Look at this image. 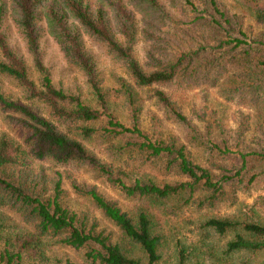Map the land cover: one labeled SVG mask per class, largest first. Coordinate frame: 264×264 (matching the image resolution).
<instances>
[{"label":"trees","instance_id":"1","mask_svg":"<svg viewBox=\"0 0 264 264\" xmlns=\"http://www.w3.org/2000/svg\"><path fill=\"white\" fill-rule=\"evenodd\" d=\"M163 1L170 5L176 2L10 0L8 5L0 0V76L15 80L29 99L42 102L48 109V115L43 116L25 104L8 99L0 89V109L19 114V121L28 131L23 144L0 134V209L13 211L31 226V229L18 231L0 222V264H49L47 253L54 243L83 251V264H159L162 235L157 231L160 219L152 210H162L168 203L175 208L189 202L196 203L198 208L233 203L237 192L248 191L254 183L264 180V150L240 149L224 155L228 149L194 130L177 103L163 89L172 85L189 88L214 82L230 68L237 70L239 77L261 79L264 0H235L242 12H231L226 0H197L201 9L194 1L186 0L195 11L189 26H178ZM8 12L26 39L33 67L39 75V85L30 76L24 59L8 46L1 30ZM241 13L250 15L252 26L259 28L251 38L253 44L245 41L247 34L242 30ZM38 14L44 16L48 33L60 44L69 62L86 75L99 108L52 84L38 50ZM81 31L102 42L111 54L124 62L136 87L151 88L150 96L163 106L166 118L182 123L187 129L186 141L202 147L207 153L205 166L194 162L187 145L173 136L152 140L144 134L138 126L130 86L124 91L132 105L131 126L126 127L116 119L109 111L106 92L95 62L81 40ZM138 32L149 43L144 66L134 55ZM102 115L110 128L101 129L126 139L124 145L114 148L122 151L129 147L131 152L141 156L143 163L163 160L168 172L185 179L159 184L149 177H135L130 182L115 177L111 166L72 133L76 131L82 139H93L99 130L90 124L100 120ZM34 160H49L60 166L87 164L104 175L112 187L141 204L130 214L95 186L71 180L75 195L89 200L116 228V233L107 231L96 218L69 206V191L62 187L61 172L47 176L43 170L36 171L31 166ZM117 173L128 175L119 168ZM257 203L264 205V196H258L242 218L211 216L202 223V228L220 235L233 232L220 258L208 246L207 253L216 257L218 264H227V256L242 250L261 253L264 257V215ZM201 246L188 247L179 241L176 246L178 264H184L195 252L203 251ZM137 251L139 254H135ZM64 264L76 263L66 261ZM193 264L201 263L198 259Z\"/></svg>","mask_w":264,"mask_h":264},{"label":"rangeland","instance_id":"2","mask_svg":"<svg viewBox=\"0 0 264 264\" xmlns=\"http://www.w3.org/2000/svg\"><path fill=\"white\" fill-rule=\"evenodd\" d=\"M5 1L9 5L10 0ZM122 1L126 3L127 0ZM191 1L195 2L198 9H201L197 5V0ZM225 2L231 12H242L237 1L226 0ZM163 3L171 12L172 19L178 26L192 25V18L195 15L192 4L186 0H176L174 5L165 1ZM129 7L131 8V6ZM135 17L140 29L139 15L136 14ZM239 19L242 22V30L247 34L245 41L250 43L259 28L252 26L253 21L248 14L241 13ZM36 28L39 35L40 58L50 73L52 84L64 92L79 95L85 103L99 108L93 98L86 75L81 68L73 66L69 62L60 44L48 33L44 16H38ZM1 30L6 35L8 46L24 59L30 76L39 85V75L33 67L32 54L10 12L6 14ZM80 37L95 62L94 66L101 79V86L106 92L109 111L116 116V119L126 127L131 126L132 105L124 91L125 87L130 86L133 106L137 108L138 126L144 134L152 140L173 136L178 142L187 145V150L194 162L205 166L208 163L207 153L202 147L186 141L187 129L182 123L166 118L163 106L150 96L151 88L136 87L124 62L111 54L102 42L83 31L80 32ZM251 44L253 43L251 42ZM148 47L149 43L138 32L134 44V55L142 66L146 62ZM237 73V70L230 68L217 77L214 82L189 88L174 85L163 88L177 103L194 130L204 138L219 142L225 146V149H228V153L224 155H229L230 152L233 153L240 149L264 150V71L259 76L261 79L242 78ZM0 89L8 99L25 104L43 116L48 115L45 104L29 99L15 80L0 76ZM20 118L21 116L17 113L5 112L0 109V134H6L23 144V138L28 131L19 121ZM90 126L99 130L93 139H82L76 131L72 132L73 136L81 139L89 150L111 166L115 177L120 176L126 182L132 181L135 177H149L159 184L185 179L184 176L168 172L163 160L153 162L149 160L143 163L141 156L137 152H131L129 147L122 151L114 148V146L124 145L126 139L122 137L123 135L113 136V133L104 132L101 129L102 127L110 128L105 115H102L97 122L91 123ZM101 134L103 137H99ZM125 134L133 136L129 133ZM108 135L111 136L107 137ZM31 166L36 171L43 170L50 177L54 175L55 171L61 172L62 187L69 191V206L79 213H87L89 217L96 218L99 225L105 227L107 231L116 233V228L103 218L89 200L75 195L71 188V180L95 186L106 198L116 201L130 214H133L141 204L136 199L127 197L120 189L112 187L104 175L87 164L70 163L60 166L49 160H34ZM118 168L124 170L128 175L123 176L121 173H117ZM258 196H264V180L254 183L248 191L237 192L236 201L233 203L221 202L214 207L203 208H198L193 202L180 208H175L168 203L166 208H161L162 210H152L160 219L157 231L162 235L159 264H178L176 246L179 241L188 247L202 245L204 251L199 250L190 255L184 264H193L198 259L201 264H214L216 257L223 256L221 252L226 242L232 238L233 232L220 235L202 228V223L211 216L242 218L247 207L256 202ZM257 207L260 212L263 211L264 215V205L257 203ZM0 222L4 223L6 227L18 231L31 229V226L25 223L18 214L5 208L0 209ZM208 246L212 247L216 257L207 253ZM47 254L50 257L49 264H58V262L64 264L66 261L76 264L84 263L83 251L75 250L61 243H54ZM135 254H139V252L137 251ZM263 260V254H251L244 250L227 256V264H264ZM218 263L219 260L215 264Z\"/></svg>","mask_w":264,"mask_h":264}]
</instances>
